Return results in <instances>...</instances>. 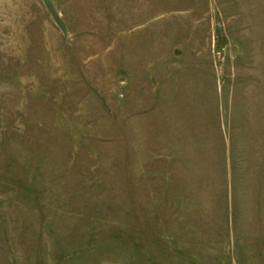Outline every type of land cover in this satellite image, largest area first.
Masks as SVG:
<instances>
[{"label": "rangeland", "instance_id": "374dc122", "mask_svg": "<svg viewBox=\"0 0 264 264\" xmlns=\"http://www.w3.org/2000/svg\"><path fill=\"white\" fill-rule=\"evenodd\" d=\"M0 264H264V0H0Z\"/></svg>", "mask_w": 264, "mask_h": 264}]
</instances>
